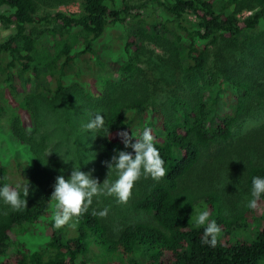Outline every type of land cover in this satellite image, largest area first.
<instances>
[{
    "label": "trees",
    "instance_id": "obj_1",
    "mask_svg": "<svg viewBox=\"0 0 264 264\" xmlns=\"http://www.w3.org/2000/svg\"><path fill=\"white\" fill-rule=\"evenodd\" d=\"M70 1L77 13L39 14L36 0H0V25L12 28L0 43V188L29 182L25 209L0 199V264H264V195L247 207L253 177H264V120L234 136L264 113V0H39ZM238 40L239 51L227 45ZM75 92L66 108L78 138L71 152L99 183L117 179L115 171L107 177L112 156H134L118 132L140 139L150 128L155 137L167 174L136 182L128 222L112 210L92 215L117 203L99 196L104 208L93 201L75 227H54L50 197L57 176L69 175L45 157L46 134L31 133L42 105ZM97 113L110 136L85 129ZM227 181L240 189L234 198ZM205 209L221 228L215 247L195 227Z\"/></svg>",
    "mask_w": 264,
    "mask_h": 264
},
{
    "label": "clouds",
    "instance_id": "obj_2",
    "mask_svg": "<svg viewBox=\"0 0 264 264\" xmlns=\"http://www.w3.org/2000/svg\"><path fill=\"white\" fill-rule=\"evenodd\" d=\"M91 132L103 131L107 137L110 136L109 127L105 126L104 117L97 113L84 126ZM124 147H131L134 156L126 151H119L112 156L111 160L105 162L108 168V175L115 171L117 179L110 182L108 178L101 184L93 178L91 172L81 171V167H73L70 176L65 179L63 175L56 178L54 190L50 199L54 201L53 222L56 229L64 226L75 227L79 219L89 210L94 197L109 196L115 197L121 204H126L132 195V190L136 182L143 175L150 177L154 181H159L166 176L164 160L159 150L155 147V137L150 128H145L140 139H135L127 131L117 133ZM135 143H132V140ZM26 181V180H25ZM264 195V177H253L251 197L247 203L250 209H256L258 201ZM29 196V182L23 185L17 184L11 187L4 184L0 188V199L9 205L13 211H21L27 207L26 197ZM108 209L93 211L92 215L105 218ZM208 210L200 211L195 218V227H203L202 243L210 247H215L221 234V228L215 220H210Z\"/></svg>",
    "mask_w": 264,
    "mask_h": 264
},
{
    "label": "rangeland",
    "instance_id": "obj_3",
    "mask_svg": "<svg viewBox=\"0 0 264 264\" xmlns=\"http://www.w3.org/2000/svg\"><path fill=\"white\" fill-rule=\"evenodd\" d=\"M35 1V0H34ZM36 10L37 13L41 14L43 12H51V11H61L64 13H77L78 12V5L76 1H70L66 4H59V5H49L46 6L44 4H41L39 0H36ZM249 13L246 11H243L239 14V17H245ZM12 32V28L8 27L5 28L0 25V43L3 42ZM112 35V34H109ZM259 43H262L261 48H264V37L259 36ZM113 40L117 43L119 40L118 35L114 38L113 35ZM240 43L241 40H238L236 42L228 43L227 45H234L236 44L238 48V51L240 50ZM250 42H245L244 46H247ZM153 49V48H152ZM155 53L159 54L158 50L153 49ZM257 51H260L259 47L257 48ZM263 50L261 49V55L263 54ZM243 57H246L245 54H242ZM264 59V57H262ZM144 69H147L149 72L152 74L156 75L157 74V69H153V67H148L147 65H144ZM158 77V76H157ZM156 78V77H155ZM94 79H91L93 82ZM92 86V83L91 85ZM89 86L90 90H93L92 87ZM76 92L75 93H68L65 95H62L60 98L57 100L50 102L48 104L42 105V107L39 108L40 113H39V121L38 125L34 126L32 129L31 134H35L36 130L38 129L39 132L46 134V142L44 143L46 148L44 150V155L46 158H56L57 163L60 166H63L65 169V174L69 175L71 174V169L73 167H80L81 165V158H78L77 160V155L74 154L75 149V143L78 142V138L74 133H71L70 131L68 132L67 129V124L66 121H69L70 119L67 117L66 119V108H69L68 102H71L72 98L77 99ZM10 111L6 109V111L3 114H9ZM2 114V115H3ZM6 117L5 115L2 116L3 118ZM6 119V118H5ZM264 120V113L259 114V116L251 119H245L241 123V125L234 130V136L238 137L239 135L243 134L247 129H250L258 124H260ZM5 133V130L0 128V153L6 152V141L3 137ZM78 144V143H77ZM22 153V151H19ZM52 160V159H48ZM203 164V162L201 161ZM229 183V186L227 187V184ZM223 185H220V187ZM224 192L225 191H230V198H234L235 194L238 193L240 190L237 185H235V181H227L226 186L223 187ZM226 188V189H225ZM115 198V197H114ZM93 201L96 202V206H100L104 208L105 203L101 202L99 197H94ZM115 201L117 203H111L106 208L108 210H112L113 213L117 214V218L120 221V223L123 222H128L130 218L133 217V215L130 213V207L128 206V202L126 204H121L119 203L116 199ZM55 202L52 201L50 206L48 207L49 212H51V207ZM117 207V208H115ZM263 211V208L260 210V213ZM261 222L260 219H256L254 224H251L248 226L246 229L247 231H243L241 236L244 240L250 241L252 239V233L253 230L256 229L258 224Z\"/></svg>",
    "mask_w": 264,
    "mask_h": 264
}]
</instances>
